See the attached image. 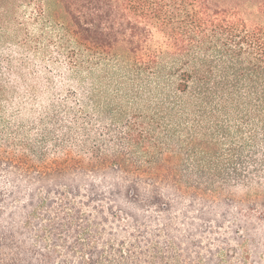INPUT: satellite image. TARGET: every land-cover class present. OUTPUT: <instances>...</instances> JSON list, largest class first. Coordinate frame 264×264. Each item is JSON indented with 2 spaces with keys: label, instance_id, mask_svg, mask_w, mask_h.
<instances>
[{
  "label": "trees",
  "instance_id": "16d2710c",
  "mask_svg": "<svg viewBox=\"0 0 264 264\" xmlns=\"http://www.w3.org/2000/svg\"><path fill=\"white\" fill-rule=\"evenodd\" d=\"M100 70L155 110L98 124ZM259 208L264 0H0V264H264Z\"/></svg>",
  "mask_w": 264,
  "mask_h": 264
},
{
  "label": "rangeland",
  "instance_id": "374dc122",
  "mask_svg": "<svg viewBox=\"0 0 264 264\" xmlns=\"http://www.w3.org/2000/svg\"><path fill=\"white\" fill-rule=\"evenodd\" d=\"M244 11L246 13H253L252 11H255V7L253 4L249 3L243 6ZM247 15V14H246ZM115 71H111V74L106 75V71L100 70L97 72L92 79H88L91 84L93 83L95 85V93L89 92V88L91 85L83 84V88L81 89L79 93V98L85 107V111L89 113V115L93 116V118L96 120V122L102 126L105 127H113L120 125L121 119H125L127 116H132L133 113L136 112H142L143 114H148L149 112H152L155 110L154 103L152 101H148L147 96L144 94L138 96L134 92V88L137 87V82L133 80V76H127V78L123 79L124 77H121L117 75V73H113ZM94 96L91 98V96ZM151 214H157V217L160 216V213L157 209H150L148 210ZM182 208L177 207L173 210V216L179 217L182 215ZM236 212V211H235ZM260 213H264V209H257V211L248 214L245 212L247 217V225L245 228L248 229V231H252L254 234L263 235L264 230V223L260 222L257 218V216ZM178 222V220H177ZM183 221H180V228L183 230L185 227L182 225ZM157 223H148V228L156 229ZM232 221L226 224L224 227V232L228 237V244L226 246L222 245L224 250L221 252V256L224 260L226 259V250L231 248H237L240 249V253L238 256L234 257L231 262L234 264H239L240 259L242 257V253L246 255V253L253 254L252 248H251V242L248 239L245 240H239L238 238H234L231 234V226ZM160 229V227H158ZM231 234V236H230ZM257 238V237H256ZM207 246L209 238H205ZM165 241V238L163 235H161L160 232H156L155 236L148 237L146 241V248L153 246H159V243ZM260 240L254 239L253 242L256 244ZM157 243V244H156ZM264 245V244H263ZM263 249H261L262 251ZM260 257H263V252L259 254ZM146 261L144 264H150L154 259L150 255V252L147 253ZM229 262V260H227Z\"/></svg>",
  "mask_w": 264,
  "mask_h": 264
}]
</instances>
